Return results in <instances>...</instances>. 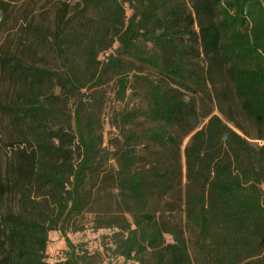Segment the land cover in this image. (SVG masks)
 Masks as SVG:
<instances>
[{
    "label": "trees",
    "instance_id": "1",
    "mask_svg": "<svg viewBox=\"0 0 264 264\" xmlns=\"http://www.w3.org/2000/svg\"><path fill=\"white\" fill-rule=\"evenodd\" d=\"M80 1L83 10L69 18L58 8L52 28L29 25L39 44L52 43L61 71L11 64L19 89L8 112L26 150L5 185L19 196L20 212L2 220L0 264H50L54 231L71 251L56 264H96L68 238L86 216L97 230H114L112 250L125 261L264 264V145L195 104L196 96L212 101L218 81L226 83L255 126L253 140L264 142V0ZM114 43L116 52L100 62ZM133 78L147 105L116 113L123 142L103 148L97 115L81 126V106L74 118L63 111L93 81H115L117 99L126 101L138 89ZM140 119L148 124L144 138L130 127ZM178 126L191 135L184 165ZM152 146L158 154L141 156ZM110 161L117 167L102 172Z\"/></svg>",
    "mask_w": 264,
    "mask_h": 264
},
{
    "label": "rangeland",
    "instance_id": "2",
    "mask_svg": "<svg viewBox=\"0 0 264 264\" xmlns=\"http://www.w3.org/2000/svg\"><path fill=\"white\" fill-rule=\"evenodd\" d=\"M58 8H63L67 12L68 18L74 12L81 13L83 5L80 0H0V238L2 229V220L8 213H19V196L5 187L8 179L14 177V169L21 163L23 150H26L22 142L19 131L13 124V119L8 112V107L16 99L19 82L14 74L11 64L14 59H21L25 63H38L52 71H61V61L52 49V43L46 45V42L39 44L37 38H34L33 27L47 26L52 28ZM126 16L131 18L133 10L129 4L125 5ZM85 14L81 15L83 18ZM90 19H96L93 15ZM87 20V19H86ZM29 25H33L30 28ZM195 31L199 35V29ZM52 41V40H51ZM118 44L114 43L111 50L102 53L99 57L100 62L106 60L116 52ZM197 49L201 51L200 45ZM83 62V61H81ZM84 64V62H83ZM145 76H150L149 71H145ZM137 83L136 92H128L126 101L117 99L118 87L115 81H93L87 84L86 88L77 93L69 102L64 111L66 115L74 118L76 106H81L84 110L81 126L87 122L89 115H97V132L103 134V148L109 147L110 142L116 139L123 142V137L116 128L119 124L116 113L122 110H143L146 108L144 97V86L140 81L133 78ZM217 90H213L214 97L211 100L196 96L195 104L199 114L219 116L231 128L243 135L236 128L231 120L239 123L248 132V139L259 145L264 142L253 140L256 136L255 126L244 114L239 100L235 96L234 90L226 83L220 80L217 84ZM228 89L226 96L221 92ZM58 93V91H57ZM208 119H203L200 129L207 123ZM73 127H76L73 121ZM131 127L136 134L144 138L148 124L143 120H137ZM187 128L178 126L176 134L181 141L182 164L184 165V150L191 138L186 136ZM30 151V149H28ZM141 156L147 157L151 153L158 154L159 149L152 146L148 151L140 148ZM82 151L75 149L74 160L80 162ZM116 168V162H103L101 171H110ZM181 218V216H180ZM182 221L183 218H181ZM94 217L86 216L83 219L75 221L68 231L70 242L76 247L78 256H88L94 258L96 264H138L133 261H125L118 258L112 250V235L114 230H97L94 227ZM167 242H172L171 237L167 236ZM70 248L61 232L54 231L49 233V243L46 251V261L50 264L64 263L70 257ZM264 257V256H263ZM2 252L0 247V259Z\"/></svg>",
    "mask_w": 264,
    "mask_h": 264
}]
</instances>
